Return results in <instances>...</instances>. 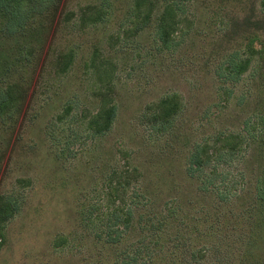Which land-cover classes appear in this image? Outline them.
<instances>
[{"label":"rangeland","instance_id":"1","mask_svg":"<svg viewBox=\"0 0 264 264\" xmlns=\"http://www.w3.org/2000/svg\"><path fill=\"white\" fill-rule=\"evenodd\" d=\"M105 2L109 10L103 22L90 25L81 20L84 9ZM185 4L179 27L165 47L155 31L160 5L155 6L151 25L139 29L131 15L133 0H63L52 31L36 43L38 49L45 45L36 51L37 64L15 74L23 75L29 91L18 122H0V193H17L22 204L7 224L0 264H111L115 252L96 241L90 201L102 200L101 178L111 165L123 167L128 162L149 177L152 189L183 196L190 216L184 233L200 237L195 218L207 213L211 219L218 204L185 178L183 151L206 133L241 130L250 116L258 120L256 102L264 95V78L246 76L226 103L212 71L228 52L244 45L250 32L259 30L264 38V7L262 0H187ZM0 41L6 52L16 47L15 41ZM69 51L75 52L74 62L63 72L62 56ZM95 51L97 61L113 73L111 92L119 113L111 133L90 150L87 122L90 111L99 105V80L90 68ZM247 84L255 89L240 103L238 96L247 91ZM174 92L182 97L185 110L177 121L181 134L171 143L175 156L170 158L159 156L165 138L150 132L142 113ZM69 104L71 114H65ZM250 196L244 191L232 204L221 203L218 212L225 214L224 226L250 228L247 222H236ZM58 237L63 238L61 246H56ZM230 258L229 264L240 263L238 254Z\"/></svg>","mask_w":264,"mask_h":264},{"label":"trees","instance_id":"2","mask_svg":"<svg viewBox=\"0 0 264 264\" xmlns=\"http://www.w3.org/2000/svg\"><path fill=\"white\" fill-rule=\"evenodd\" d=\"M62 2L0 0V39L16 42V47L6 52L0 41L2 124H14L20 118L17 114L21 115L29 91L23 75L15 77V74L26 65L37 64L36 51L44 50L45 45L38 49L36 43L42 42L44 34L52 31ZM186 2L133 0L131 15L139 22V29H145L153 22L155 6L160 5L155 31L161 44L168 47L184 16ZM105 3L84 9L81 20L90 21V25L103 22L109 10ZM262 5L264 7V0ZM74 58V51L63 54L60 65L63 72L71 68ZM263 64L264 38L259 30H254L245 37L244 45L228 52L212 71L214 79L219 81L224 102L230 103L246 76L252 80L257 74L264 78ZM90 68L99 80L96 93L99 105L90 111L87 122L92 150L113 130L119 108L111 92L113 73L106 63L97 61V51L90 60ZM256 86L259 89V83ZM254 89V84H247V91L238 96L239 102L247 100ZM256 103L258 120L250 116L241 130L220 129L206 133L183 151L185 178L195 184L199 193L213 196L218 204L211 219L207 213L195 218L194 226L200 237L191 238L184 233L185 227H189L190 216L185 212L186 202L180 193L164 195L152 189L153 182L138 165L130 162L123 167L111 165L101 178L100 191L108 206L104 207L101 199L90 201V225L94 226L96 241L115 252L111 264H229L234 253L239 256L238 264H264V95L259 96ZM72 108L69 104L65 114H71ZM184 110L182 97L174 92L151 103L142 113V119L151 126L150 132L162 133L157 137L165 138L166 144L159 156H175L170 147L180 138L177 121ZM254 122L259 124V130ZM51 139L55 140L54 135ZM168 149L171 152H167ZM1 150L3 146L0 145V171ZM254 161L256 168L251 170ZM172 184L173 188H179L177 181ZM244 191L251 193V199L236 215V222L238 225L247 222L250 228L238 230L224 226L225 214L218 212L221 203L232 204ZM21 205L17 193H0V250L7 224L20 211ZM58 238L56 246L63 245V238Z\"/></svg>","mask_w":264,"mask_h":264}]
</instances>
